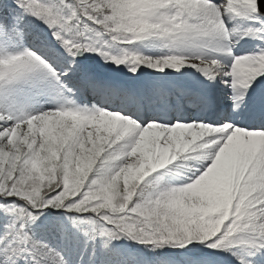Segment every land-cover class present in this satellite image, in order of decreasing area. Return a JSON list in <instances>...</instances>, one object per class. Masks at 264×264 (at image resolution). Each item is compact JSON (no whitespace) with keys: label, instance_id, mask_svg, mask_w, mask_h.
<instances>
[{"label":"snow or ice","instance_id":"obj_1","mask_svg":"<svg viewBox=\"0 0 264 264\" xmlns=\"http://www.w3.org/2000/svg\"><path fill=\"white\" fill-rule=\"evenodd\" d=\"M0 264H264V0H0Z\"/></svg>","mask_w":264,"mask_h":264}]
</instances>
